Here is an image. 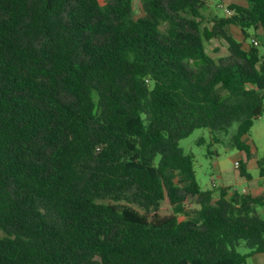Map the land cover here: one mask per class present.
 Instances as JSON below:
<instances>
[{
  "label": "trees",
  "instance_id": "obj_1",
  "mask_svg": "<svg viewBox=\"0 0 264 264\" xmlns=\"http://www.w3.org/2000/svg\"><path fill=\"white\" fill-rule=\"evenodd\" d=\"M244 1L203 27L206 0H143L136 18L133 0H0V264H245L264 253V186L202 189L180 146L205 127L249 158L264 111V0ZM230 25L245 39L261 30L260 43L229 36L231 55L213 57L215 27ZM165 199L170 215L159 214Z\"/></svg>",
  "mask_w": 264,
  "mask_h": 264
},
{
  "label": "rangeland",
  "instance_id": "obj_2",
  "mask_svg": "<svg viewBox=\"0 0 264 264\" xmlns=\"http://www.w3.org/2000/svg\"><path fill=\"white\" fill-rule=\"evenodd\" d=\"M107 0H100L104 4ZM235 0H206V6L202 9V26L212 27L216 20L221 17H229L224 7L229 6ZM134 17H140L147 12L144 9L143 0H133ZM164 29V26H163ZM218 35L211 42L207 43L208 52L213 57H227L231 55L229 36L243 42L244 46L250 45L252 38L259 40L258 35L261 30L252 33V38L245 39L241 29L237 26H224L222 29L215 27ZM203 138L204 141L200 142ZM248 144L249 161H247L246 152L230 145V142L224 138L216 142L214 135L208 128H197L188 137L180 140V146L185 151L191 152L195 156L196 178L202 189H216L223 186L230 187L229 193L234 191L243 192L246 189L257 185L264 186V176H261V167L258 161L262 162L264 168V111L258 117L245 139ZM241 162L247 167L252 179L247 180L241 176L240 168L235 165V161ZM217 190V189H216ZM218 197V191L215 193ZM122 203H127L125 200ZM188 210L198 208L197 199L188 197L185 200ZM133 207L141 209L136 203H131ZM143 210V209H141ZM173 213L172 205L168 199H165L159 205V214L170 215ZM184 215H180V219ZM238 252L249 254L251 249L245 240H241L237 245ZM245 264H264V253H255L248 256Z\"/></svg>",
  "mask_w": 264,
  "mask_h": 264
},
{
  "label": "built area",
  "instance_id": "obj_3",
  "mask_svg": "<svg viewBox=\"0 0 264 264\" xmlns=\"http://www.w3.org/2000/svg\"><path fill=\"white\" fill-rule=\"evenodd\" d=\"M224 10L226 14L229 16H231L234 13L233 9H231L229 6L224 7ZM251 42H253L255 45H258L260 43L259 40L255 37L252 38ZM235 165L238 167L240 165V162L238 160L235 161Z\"/></svg>",
  "mask_w": 264,
  "mask_h": 264
},
{
  "label": "crops",
  "instance_id": "obj_4",
  "mask_svg": "<svg viewBox=\"0 0 264 264\" xmlns=\"http://www.w3.org/2000/svg\"><path fill=\"white\" fill-rule=\"evenodd\" d=\"M233 3H238V4H241V5H247V2L244 1V0H235ZM247 157V155H246ZM247 161H249V158L247 157Z\"/></svg>",
  "mask_w": 264,
  "mask_h": 264
}]
</instances>
